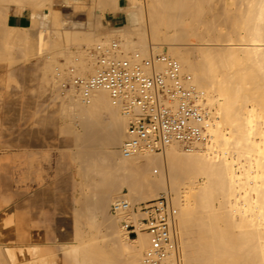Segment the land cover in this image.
<instances>
[{
    "label": "bare ground",
    "instance_id": "obj_1",
    "mask_svg": "<svg viewBox=\"0 0 264 264\" xmlns=\"http://www.w3.org/2000/svg\"><path fill=\"white\" fill-rule=\"evenodd\" d=\"M8 1L26 7L30 6L34 11V26L39 24L37 18H41L43 25L53 22L54 26V22H57L58 26L55 25L56 28H60V23L55 20L58 17L60 6L62 4L69 5V3L66 4L67 0H34L33 3H30V0ZM101 1L108 2V0ZM138 1L143 2L142 0ZM249 1L251 7H249L248 25L246 28L242 27V30L245 31L244 35L240 32L241 30L233 27L229 32L236 36H233V38L229 36L225 38L226 32L222 33L217 26H220L218 24L222 20H226L227 23L228 18L235 17V15L229 14L231 16H228L226 13L228 10L225 11V14L223 8H220L223 10L214 8V10L218 9L214 15L212 4L210 5L213 0H149V4L144 1L146 5L148 4L149 26L144 19L146 17L144 12L146 11L143 7H140L141 5L144 6V2L140 4V8L137 3L136 8L138 9L133 10V15L130 17L125 29L114 32V34L112 32L113 36L117 35L115 33L120 35V47L114 53L116 58L125 56L128 59L135 60L136 53H140L143 59H147L151 54V44H158L159 40L168 41L167 53L176 56L183 72L192 73V84L195 88L200 90L205 97L208 94L206 92L214 88L217 97L223 99V102L217 104L218 112L215 109L217 106H214L218 115L212 113L213 105L219 99L216 95L210 93L209 97L207 96L210 99H205L206 101L202 103V106L210 115L206 122L208 123L211 143L198 141L189 147H183V144L173 142L165 148L163 157L153 155L152 150L150 151L149 148L144 147L140 148L138 153L131 158L123 157L122 144L127 137L125 123L127 127L129 117L124 112L123 104L113 105L108 90L103 88L94 90L89 100L83 102L80 94L76 93L75 95V92L73 93L76 90L72 87V92L68 91L66 96L62 95L64 100L61 97L60 102L53 103L49 110L52 119L58 117L61 112L67 116L72 115V120L69 121L66 130L68 133L74 132L78 136L75 139L78 140V143L81 142L79 145L83 146L84 143L83 148L86 146L84 152L87 151V147L90 146V141L94 139L95 135L97 137L98 141L95 137V142H97L99 150L94 151H99V155H94L92 151L91 153L93 157H97L93 158L94 164L92 167L98 172L96 184L101 186L98 187L99 189L97 188L99 190L97 194L101 199L98 213L104 212L105 209H108L109 212V208L113 213V204L111 207L106 206L109 204L108 198L109 196L112 197L114 192L116 193L115 200L123 197L125 195L122 189L124 185L131 191L134 190L132 191V196L135 194L134 198L143 195L142 192L140 193L143 186L147 193L144 189L142 191L144 190L146 196L158 195L155 193L156 187L166 186L165 184L173 188L176 193L173 200L175 206L172 207L176 212L174 214V216L176 215L174 240L178 243L179 252L181 251L180 257H178L180 264H264V0ZM2 2L0 0V3ZM112 2L114 5L115 0H112ZM45 6L49 7L50 13L44 11ZM246 8L248 7H240L241 16H246ZM209 13L211 14L210 18H206L205 16ZM90 17L92 18V16ZM1 20L3 21V19ZM91 21L90 19L89 23ZM51 23L50 25H52ZM89 23L86 24V28L91 26ZM146 25L148 26L147 29ZM1 28L4 27L1 26ZM86 28L80 27L77 28V31L81 34L91 33V41H97L95 49L102 46L98 42H103L111 36L110 32L100 33L108 37L103 39V36L99 37L96 31L95 34H98V37H95L92 28ZM12 32L13 30H10L8 34ZM43 32H46L43 34H45L44 38L47 39L55 37L57 33L59 34V31L52 32L46 29ZM198 33H201L202 36L200 37L201 34ZM16 35L20 36L19 34ZM80 36L78 34L71 41L79 40ZM194 36L200 37L201 41L198 43L192 41L191 39ZM109 39H112V36ZM15 40L17 41V39ZM25 40H28V38ZM2 41L0 43V60L7 58L5 55H10L11 51L15 50L20 54V51L23 53L28 49L18 44L16 45V47L20 46L18 49L15 45L12 47V49L15 47L17 50L10 49L9 52L7 47L10 45L9 42L7 40ZM156 46L154 45V47ZM19 49L23 51H18ZM127 50L130 52L132 50V55H130L131 53H128V55ZM36 53H41V50L38 49ZM16 56L14 57L16 58ZM89 57L81 60L77 59V62L72 61L76 66L74 68L79 69V71L77 69L79 73L73 71L74 74L72 75L76 74L82 77L83 74L90 73L94 75L96 73L97 66L95 65L98 60ZM96 57L98 58L97 53ZM59 65L64 67L62 64ZM62 67H59L61 72L67 68L61 69ZM72 68L70 71H72ZM146 70L149 72L150 67ZM57 78L58 80L61 78L60 72ZM39 95L38 102L39 100L42 102L43 89ZM79 99L83 106L78 103ZM39 104L41 103L39 102ZM39 104L38 106H40ZM78 125H81V132L76 129ZM95 130H97L96 134ZM119 146L120 149H118ZM81 148L77 149L75 155L78 156L79 153L83 160L89 162L91 159L92 161L91 154H89L91 158L81 154L83 150ZM77 156H75L76 159L80 157ZM88 165L90 164L88 163ZM153 165H159L162 168L157 178L156 176L154 178L151 174ZM157 171L159 170L153 169V172ZM198 175L203 177L202 182L197 179ZM198 182L199 186H195ZM135 184L141 186V189L138 188L139 186L135 187ZM136 188H138V191ZM238 188L239 192L240 189H245L240 210L236 207L231 208L237 202L235 195L238 194ZM130 197L128 199L134 203L133 197L132 199ZM251 201L253 206L248 207L250 205L247 204ZM237 210L238 212L242 211L239 220H236V215H233ZM105 212L107 214V210ZM81 213L82 211L77 212L74 217L78 225L81 223L79 222L82 219L81 215L83 216V213ZM107 216H109V213ZM112 217H115V215ZM112 217L109 216V219H107L109 220L107 226L109 227L110 236L104 241L114 245L113 248L120 249V251L112 252L118 260L98 262V256L93 254L101 253L100 246H98L99 250L91 251L87 246V241L84 240L83 231H78L80 232L79 235L84 237L79 238L81 241L83 240L82 243L80 241L82 248L80 250H82L85 258L82 264H119L122 261L126 264H138L140 258L147 252L150 245L147 234L140 233L138 238H133L126 230L123 238L117 235L120 230L119 225L122 222H131L133 219L132 214L129 213L118 218Z\"/></svg>",
    "mask_w": 264,
    "mask_h": 264
},
{
    "label": "crops",
    "instance_id": "obj_2",
    "mask_svg": "<svg viewBox=\"0 0 264 264\" xmlns=\"http://www.w3.org/2000/svg\"><path fill=\"white\" fill-rule=\"evenodd\" d=\"M2 1L0 15L7 10L8 17L0 21V43L8 37L9 51L36 41L33 9ZM109 18L114 26L124 13L116 11ZM31 52L14 50L0 60V250L11 256L12 264H69L68 235L78 232L74 217L83 210L73 139L65 117H50L52 104L60 101L51 97V84L43 81ZM42 89L45 98L39 104Z\"/></svg>",
    "mask_w": 264,
    "mask_h": 264
},
{
    "label": "built area",
    "instance_id": "obj_3",
    "mask_svg": "<svg viewBox=\"0 0 264 264\" xmlns=\"http://www.w3.org/2000/svg\"><path fill=\"white\" fill-rule=\"evenodd\" d=\"M119 46L117 40L98 46L96 73L75 76L72 86L83 102L89 100L94 90L103 88L108 90L113 105L123 104L129 117L123 157L135 156L142 147L163 151L173 142L190 146L208 140L206 121L210 115L202 106L204 94L192 84V74L183 72L180 62L167 52L152 54L147 59L140 53H136L135 60L116 58L114 53ZM112 206L114 213L132 214L131 222H122L131 237L138 238L140 233L149 236V248L138 264H180L179 247L174 240L175 216L168 193L140 205H134L124 195Z\"/></svg>",
    "mask_w": 264,
    "mask_h": 264
},
{
    "label": "rangeland",
    "instance_id": "obj_4",
    "mask_svg": "<svg viewBox=\"0 0 264 264\" xmlns=\"http://www.w3.org/2000/svg\"><path fill=\"white\" fill-rule=\"evenodd\" d=\"M64 1H66V0H64ZM132 1L133 0H115L114 5H113L112 0H110V1L108 0V2L107 1H101V0H93V1L92 0H67L66 4L69 3V5L65 6L64 4H62L60 6L61 13L59 11L58 17H57V19H55V20L58 21V23H60V25H59L60 28H58V27L56 28V26H58L57 22H54L56 26L55 25L53 26V22L52 23L50 22L52 25H50V23L47 24V25H43L42 24L43 23L42 19L41 18H37L38 21H39V24L36 25V26H33V31H31L32 34L34 33L36 35V41H32L31 40L29 42H21L20 45H23V46L25 45L26 47H28L29 49H31L33 51V52H31V55H34L36 57V62L39 63V65H41V71L43 73V78H42L43 81L49 82L51 84V87H52L51 97L53 99H57L58 101H60V98L62 97L63 100H64L63 96H66L68 94V91L72 92V90L74 89V86H72V80L77 75L76 74L72 75V74H74L73 71L74 72L77 71L78 68H74L76 66H74V63L72 61H76L77 62V59L81 60L82 58H85V57H88V56H90L89 58H93L95 60H98V58L96 57V50H95V45L97 44L96 43L97 41L96 42H94V41L92 42L91 41V36H90L91 33H86V34L82 33L83 35L81 33H78L77 28L81 27V28L85 29L86 28V24L88 25V23H89V21L91 19L95 23H93L91 21L92 24H90L91 22L89 23V25H91V26H88L86 29L92 28V31H94V34L97 31L98 34H99V37L103 36L102 37L103 39H105L106 35L104 36V34L101 35L100 33H107V32L109 33L110 32L111 36H112V39H109L111 36H109V38L106 37V38H108V39H105L106 42L105 41L98 42L99 44L101 43V44L107 46V44H110L113 40H117L119 42V44H120V40H119V36L120 35H118V33H115L117 35L116 36L114 35L115 36L114 37L113 36L114 32L121 31V30L125 29L126 25L129 23L130 17L133 15V10L138 9V8H136L137 7L136 6L137 3H138V7L144 1L149 4V0H142L143 1L142 3L139 2L138 0H134L135 3L132 2ZM33 2H34V0H30V3H33ZM145 2L143 3L144 6L141 5L140 7H143L145 9L144 11H146V12H144V16L146 15V17H144L146 22H145V20H144V22L148 25L149 24L148 23L149 22V15L147 14V8H148L147 5L148 4L146 5ZM7 3H10V2L8 1ZM211 4H212V7H213V9H212L213 10V12H212L213 14L214 13L216 14L218 9L219 10H223L224 9L223 10L224 13H225V11L228 10L226 12L228 16H231L229 14H234L235 15V17L233 16L234 18L231 16L233 19L231 17L228 18V22H227L228 24L226 23V20H222V22L220 24H218L221 27L217 26V28H220V29H218L219 31L221 30L222 33L226 32L225 38H227L228 36L230 38L231 37L233 38L234 35L229 33V32H231L233 27H235L237 30H241L240 32L242 33V35H244L245 31H244V29L242 30V27L246 28L247 25H248V17L250 15L249 7H251V6H249V5H251L249 0H213V2L210 3V5ZM241 6H247L248 7L245 10L246 11V16L245 17L243 15H242L243 17L240 15V7ZM23 7H26V6H23ZM29 7H27V8H29ZM132 7H133V9H132ZM120 8H122L123 10L120 9ZM214 8H218V9L214 10ZM220 8H223V9H220ZM120 10L124 13V19H123V21L120 24H116V25L113 26L110 23V21H109V19H110L109 16L112 13H114L116 11H120ZM44 11L46 13H50L49 7L45 6L44 7ZM218 13H220V12H218ZM2 15H3L2 17L0 15V21H2L1 19H3L2 22H6L7 21V17H8V11L7 10L4 11V13ZM59 15H61V16H59ZM90 16H92L93 19ZM210 16H211V14L209 13L205 17L206 18H210ZM239 18H240V20H239ZM98 20H99L100 23L98 22ZM217 22H218V20H217ZM239 22H241V23L238 24ZM244 23H246V24H244ZM101 24H104V25L102 26ZM147 25H146V29L149 26V25L148 26ZM61 27H62V29H61ZM50 28H51V30H50ZM44 29H46L47 31H52V32L53 31H56V32L59 31V34L57 33V34H55V37H53L51 39H47V38H44L45 34H43V33H46V32H43ZM112 32H113V34H112ZM78 34L81 35L79 40L71 41L75 37H77ZM94 34H93V37H94ZM98 34L97 35L95 34L96 35L95 37H98ZM198 34H201V33H198ZM108 35H110V34H108ZM201 36H202V34L200 35V37ZM200 37H198V36L195 37L194 36L191 40L196 42V43H198V42L201 41ZM234 37H236V36H234ZM7 39H9V38L5 37V40H7ZM40 40H41V42L43 41L44 43L42 44L40 42ZM107 41H110V42H107ZM7 42H8V40H7ZM167 42L168 41L159 40L158 44H153V45L151 44L150 45V48H151V54L150 55L155 54V53L156 54L166 53L167 50H168ZM26 43H28V44H26ZM154 45L155 46L157 45V46L154 47ZM38 49L41 50V53H39V54L36 53L38 51ZM128 53L129 54L131 53L130 55H132V50H131V52L128 51L127 54ZM172 55L176 58V56L174 54H172ZM121 58H126V57L123 56ZM55 59H56V61H55ZM65 61H66V63H65ZM45 64L46 65L49 64L48 65L49 67L46 66ZM59 64H62L64 67H62ZM95 66L98 67V62L96 63ZM59 67H62L61 69L66 68V67L67 68L65 70H62L63 72H61ZM71 67H73L72 69H75V70L70 71ZM47 68H49L48 72H47ZM58 70H60V71H58ZM78 71H79V69H78ZM59 72H60L61 78L58 80L57 75H59ZM68 72H70V73H68ZM85 75L86 74H83L82 76H85ZM88 75L90 76L91 74L87 73V75L85 77H87ZM54 76H56V77H54ZM71 77H73V78L71 79ZM46 78L49 79V80H47ZM214 85H216V84H214ZM252 85H251V87H252ZM249 86H250V84H249ZM72 87H73V89H71ZM55 88H57V89H55ZM62 88H64V89H62ZM74 90H76L77 92L73 91V93L75 92V95H76V93H78V95H79L78 90L77 89H74ZM209 90H211V89H209ZM213 90H214V88L211 91H207L206 92V93H208L207 94L208 97H209L210 93L212 95L213 94L216 95V97H217V92H215V90L214 91ZM43 91H44V97H45V90L43 89ZM207 96L204 98V101H206L207 99H210ZM44 97H43V99H44ZM217 98H219V99L216 100L217 102L214 103L213 108H212V113H214V115H216V116L218 115V113H217L218 112L217 111L218 110V105L217 104H219L221 101L223 102V99L221 97H217ZM78 103L83 106V103L81 102L80 99H79ZM214 106L215 107L217 106V108H215ZM214 108L216 109L217 112L215 111ZM119 114H121V113L119 112ZM60 115L65 117V120L68 122L67 125L69 124V121L72 120V115L71 114L67 116V115H65V114H63L61 112V113H59L58 117ZM217 119L219 120V118H217ZM214 122H216V121L214 120ZM76 127H77L76 129L80 130L79 132L82 131L81 125L80 126L78 125ZM125 128H126V123H125ZM96 131L97 130H95V134H96ZM73 133L72 132L70 133L72 135L71 139H73V167H74L75 177H76L77 181H79V182H77L78 185L76 187H77V193H79L81 195V199H83V201L81 202V205L83 207V210H82L83 216L81 215L82 219L79 221L81 223L79 224V227H78L77 231H83V233H84L83 236L85 238L82 237L81 235H79L80 232L68 235V243H67V246H68V262H69V264H82V262L85 260L83 254H82V250H80L82 248H81V245H80V241L81 240L79 238H81V239L84 238V240L87 241V246L90 248L91 251L99 250L98 246H100V252L101 253L97 252V253L93 254V255L98 256V258H99L98 262H101V261H107V262L117 261L118 259L116 258V256H114L112 254V252L118 251V250L120 251V249H115V248H113L114 245H111L109 243H105V241H104V240H106V238L108 236H110L109 235L110 231L108 229L109 227L107 226L109 220H107V219H109V216L112 217V216L115 215V217H112V218H118V217L124 216V215L118 214V213H117L118 214L117 215V214H114V212L112 213L111 212V208H109V212H108V209H105V211L107 210V214L109 213V216H107L105 211L102 212V213H98V206L100 204L101 199H100V197L98 196L97 193L99 191L98 189L101 186L96 184V182H97L96 178L98 176V172H96V170H94V168L92 167V165L94 164L93 163L94 159L97 158V157H93L92 156L93 154L91 153V151H92L94 153V155L95 154L99 155V151H94V150L98 149L97 148L98 147L97 146V142H95L96 135H95L94 139L90 141V146L87 145L88 146L87 147V151L88 150L90 151L89 153L86 151L87 154H88L87 155L86 152H84V149L86 150V146H85V148H83L84 147V143H83V146L79 145V144H81V142L78 143V140L76 141L78 136L75 133L74 134ZM96 140H97V137H96ZM123 140H124V137H123ZM204 142L211 143V139L209 138L208 140H206ZM76 143H78V144H76ZM182 146L186 147L184 145H182ZM80 147H82L81 149H83L81 154L83 156L84 155L85 156H89L90 158L92 156V161H91V159H90L89 162L86 161L85 159L83 160L79 153H78V156H80V157L75 155V154H77V149H79ZM118 149H120V146H119ZM79 152H80V150H79ZM163 152L165 153V150H163V151H154V152L151 151V153L153 155H156L157 157L158 156L159 157H163V155H164ZM89 154H91V156ZM75 156L78 157L77 158L78 162H77V159H76ZM79 158H81V159H79ZM85 161H86V164H85ZM88 163L90 165H88ZM238 165L239 164L237 163V166ZM155 166H157V167H155ZM88 167H90V168L88 169ZM154 168H156L159 171L153 172ZM161 170H162V168L159 165H153V167H151V174L153 175L154 178H155V176L157 178V176H159ZM239 174H240V172H239ZM198 176L199 177L197 179L200 180L199 182H202L203 181V177L200 176V175H198ZM85 182H87V183H85ZM199 182L196 183L195 186H199ZM136 185L137 184H135V187L139 186V185L138 186H136ZM165 185L166 186H163V187L162 186L156 187L157 189L155 188L156 189L155 193L158 194V195H156V196H152V195L148 196L147 195L148 197L146 195H144V192H143L145 190L144 189L145 187L143 186L142 189H144V190L142 191L141 186H139L138 188L141 189L140 193L142 192L143 195H141V197H138V195L136 194L138 198H134L135 194H134V196H132V191H134V190L131 191L128 187H126V185H124L122 189H123V192L125 193L126 197H128V196L130 197L131 196L130 197L131 199L133 197V199H134V203L133 204L134 205H140L141 203H144V202H146V201H148L150 199L158 197L162 193H168L170 195V198H171V205L174 208L175 205H173L174 204L173 200L176 197V193H175V191L173 190V188L171 186H169L167 184H165ZM138 188H136V190ZM146 189H147V187H146ZM244 191H245V189L244 190L240 189V192H239V188H238V194L235 195V198H236L237 202L235 203V205L231 206L232 209H234L235 207L237 209H239V210L241 209L242 200L244 199L243 195H245ZM145 192H146V190H145ZM133 193H135V192H133ZM137 193H139V192H137ZM112 194H111L112 197L109 196V198H108V203L109 204L106 205L107 207H111V205L115 201V196H116L115 194L116 193L114 192ZM247 203H249V202H247ZM247 205H250L248 207H252L253 206V202L251 201ZM77 212H81V211H77ZM93 212H94V214H92ZM173 212H174V209H173ZM95 213H96V215H95ZM240 213H242V211L238 212V210L233 213V215H236L235 216L236 220H239ZM174 214H176V212H174ZM175 220H176V215H175ZM119 226H120V230H119L120 233L118 232L117 235L119 237L123 238L124 234H126L125 233L126 229H125L124 226H122V224H120ZM80 228H82V229H80ZM111 233H113V232H111ZM82 241H81V243H82ZM180 250H181V248H180ZM180 253H181V251L179 252V254ZM10 260H11V256L10 255H5L4 251L0 250V264H12ZM119 264H126V262L122 261Z\"/></svg>",
    "mask_w": 264,
    "mask_h": 264
}]
</instances>
